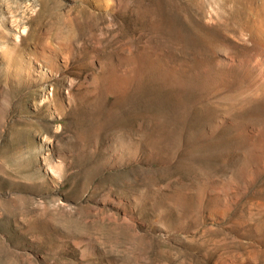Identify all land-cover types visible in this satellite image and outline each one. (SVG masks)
Returning a JSON list of instances; mask_svg holds the SVG:
<instances>
[{"label": "rangeland", "instance_id": "374dc122", "mask_svg": "<svg viewBox=\"0 0 264 264\" xmlns=\"http://www.w3.org/2000/svg\"><path fill=\"white\" fill-rule=\"evenodd\" d=\"M246 56L264 0H0V264H264Z\"/></svg>", "mask_w": 264, "mask_h": 264}, {"label": "bare ground", "instance_id": "6f19581e", "mask_svg": "<svg viewBox=\"0 0 264 264\" xmlns=\"http://www.w3.org/2000/svg\"><path fill=\"white\" fill-rule=\"evenodd\" d=\"M257 31L258 34L262 36V30L257 28ZM235 67L238 69V74L248 75L250 78H252L251 80H254L253 88L255 92L258 93L262 87L264 88V62L261 63L259 61H254L251 56H246L242 59H239L238 63L235 64Z\"/></svg>", "mask_w": 264, "mask_h": 264}]
</instances>
